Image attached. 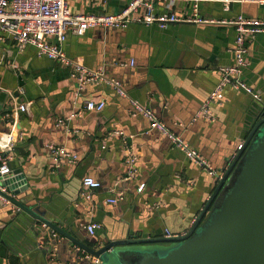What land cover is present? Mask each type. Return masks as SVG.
Returning a JSON list of instances; mask_svg holds the SVG:
<instances>
[{
	"label": "crops",
	"instance_id": "crops-1",
	"mask_svg": "<svg viewBox=\"0 0 264 264\" xmlns=\"http://www.w3.org/2000/svg\"><path fill=\"white\" fill-rule=\"evenodd\" d=\"M125 4L107 0L92 8L83 0H68L73 12L95 15L116 12ZM167 10L178 17L196 13L213 20L264 19V0L156 1V13ZM235 35L229 25L181 23L163 30L139 24L123 30L99 27L68 36L62 45L67 57L89 70H103L119 82L125 96L103 82L79 89L70 68L38 57L32 47L17 49L7 37L0 41V134L9 130L18 137L11 174L21 170L30 208L58 221L88 246L129 231L135 239H164L166 231L185 235L214 191L215 178L229 167L264 112L262 33L246 40L247 65L241 76L258 99L228 87L210 105L211 116L196 117L219 84L220 69L234 61ZM12 62L16 70L9 68ZM9 90L12 98L7 100ZM99 100L105 102L102 111L83 110L86 102ZM21 104L29 110L16 118L6 116ZM134 104L180 135L217 175L209 176L167 137L149 131V121L135 112ZM78 111L79 116L68 119ZM60 119L64 123L58 124ZM49 144L66 148L78 161L62 160L56 167ZM128 151L137 155V173L125 181ZM87 177L100 186H84ZM140 184L145 186L138 192ZM113 189L124 193V199L106 203ZM0 203V264H84L83 250L11 204ZM89 223L99 225L93 237L85 230Z\"/></svg>",
	"mask_w": 264,
	"mask_h": 264
},
{
	"label": "built area",
	"instance_id": "built-area-1",
	"mask_svg": "<svg viewBox=\"0 0 264 264\" xmlns=\"http://www.w3.org/2000/svg\"><path fill=\"white\" fill-rule=\"evenodd\" d=\"M85 4L92 8H98L105 4L107 0H83ZM126 4L118 11L113 13L87 14L82 12H73L68 5V0H0V41L6 37L14 44L17 49L24 47H32L35 49L38 57L47 58L56 61L65 67L71 69V78L76 81L79 89L86 84L106 83L115 89L120 96H125V92L121 88L119 82L106 76L103 70H89L80 63L70 59L65 54L62 45L70 35H81L89 29L93 28H112L123 30L131 24H139L143 26H156L159 29H166L171 24L192 23L197 25H229L235 30L234 47L232 54L234 61L231 65L220 69L221 80L212 93L207 97L196 117L211 116L210 105L221 100L226 88L231 87L234 90H240L258 99L252 88H250L241 79L244 68L247 65L246 40L264 33V19H252L238 16L232 20H213L204 19L193 14L192 17H178L175 13L167 10L162 13L155 12L156 1L159 0H125ZM196 9V8H195ZM134 62H130L133 66ZM10 69H17L12 62L9 64ZM104 100L98 102L88 101L84 105L83 110L88 112H100L104 109ZM135 112L142 114L149 121V131L155 130L161 135L167 137L172 145L185 158L196 165L200 170L209 176H216V170L211 164L203 158L195 149L191 148L180 135L169 130L168 127L159 121L154 114L137 104H134ZM28 104H21L12 108V112L6 116L16 118L19 112H27ZM80 112H72L68 119L79 116ZM64 121L60 119L58 124ZM17 136L12 131L0 134V177L11 173L10 162L13 159L12 152L18 141ZM51 153L56 167L62 160H68L76 163L77 156L70 153L64 147L47 146ZM137 155L133 151L127 152L126 164L128 167L125 181L132 180L136 176ZM83 185L90 188H98L99 182L87 177L83 180ZM144 184H140L137 188L141 192ZM113 194L109 196L106 203L115 204L124 199V193L113 189ZM88 198V196H86ZM99 225L89 223L85 226L86 232L91 236H95ZM166 238L178 237L173 236L170 232H165ZM84 260H89L91 264H98L99 259L85 255Z\"/></svg>",
	"mask_w": 264,
	"mask_h": 264
},
{
	"label": "water",
	"instance_id": "water-1",
	"mask_svg": "<svg viewBox=\"0 0 264 264\" xmlns=\"http://www.w3.org/2000/svg\"><path fill=\"white\" fill-rule=\"evenodd\" d=\"M10 92L7 100L12 98ZM10 174L0 177V201L99 259L98 264H264V112L229 167L215 178L214 191L183 236L135 239L129 231L124 237L93 240L88 246L58 221L31 209L21 170L12 172V178ZM162 244L172 245L158 246Z\"/></svg>",
	"mask_w": 264,
	"mask_h": 264
},
{
	"label": "rangeland",
	"instance_id": "rangeland-1",
	"mask_svg": "<svg viewBox=\"0 0 264 264\" xmlns=\"http://www.w3.org/2000/svg\"><path fill=\"white\" fill-rule=\"evenodd\" d=\"M172 245V244H169V246Z\"/></svg>",
	"mask_w": 264,
	"mask_h": 264
}]
</instances>
